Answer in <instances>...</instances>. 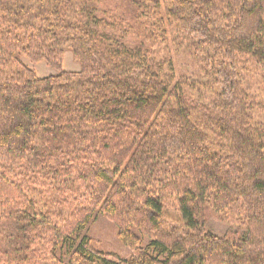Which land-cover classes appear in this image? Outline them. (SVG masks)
<instances>
[{"label":"trees","instance_id":"trees-1","mask_svg":"<svg viewBox=\"0 0 264 264\" xmlns=\"http://www.w3.org/2000/svg\"><path fill=\"white\" fill-rule=\"evenodd\" d=\"M0 264H264V0H0Z\"/></svg>","mask_w":264,"mask_h":264},{"label":"rangeland","instance_id":"rangeland-1","mask_svg":"<svg viewBox=\"0 0 264 264\" xmlns=\"http://www.w3.org/2000/svg\"><path fill=\"white\" fill-rule=\"evenodd\" d=\"M174 60L176 67L182 72L191 73L194 71L191 70L192 64L186 57L177 55L174 57ZM21 61L25 66H29L36 73L38 78L49 76L52 73L51 69H49L44 62L32 64L24 57L21 58ZM62 65L63 69L66 71L74 72L79 70V65L72 60V55L69 52H66ZM244 69H247V71L244 72L246 84L249 89H251L250 91H254L258 84L257 76L254 74V71L257 70V68H255L252 63H249L245 65ZM205 223V232H210L218 237H232L234 233L239 235L242 234L241 231H238L233 226L231 227L223 222H219L212 214L207 215ZM167 224L170 226L181 225L179 214L176 210H169L167 212ZM86 228L87 229L83 232V235L92 241L91 246L95 249L112 253L122 258H128L135 253L134 250L124 246L120 242L119 238H117V227H115L114 224L104 215L101 216L95 214Z\"/></svg>","mask_w":264,"mask_h":264}]
</instances>
